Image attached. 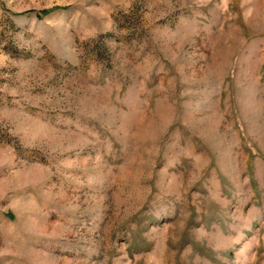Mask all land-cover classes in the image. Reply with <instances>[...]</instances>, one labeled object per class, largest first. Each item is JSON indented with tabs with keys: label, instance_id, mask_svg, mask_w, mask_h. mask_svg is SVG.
Masks as SVG:
<instances>
[{
	"label": "rangeland",
	"instance_id": "1",
	"mask_svg": "<svg viewBox=\"0 0 264 264\" xmlns=\"http://www.w3.org/2000/svg\"><path fill=\"white\" fill-rule=\"evenodd\" d=\"M0 264H264V0H0Z\"/></svg>",
	"mask_w": 264,
	"mask_h": 264
}]
</instances>
